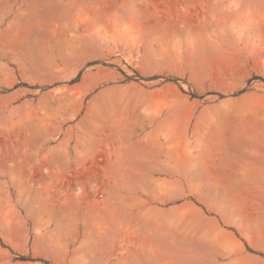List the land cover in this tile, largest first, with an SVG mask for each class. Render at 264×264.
Instances as JSON below:
<instances>
[{"label": "rangeland", "instance_id": "374dc122", "mask_svg": "<svg viewBox=\"0 0 264 264\" xmlns=\"http://www.w3.org/2000/svg\"><path fill=\"white\" fill-rule=\"evenodd\" d=\"M261 111L264 0H0V264H264L207 156Z\"/></svg>", "mask_w": 264, "mask_h": 264}, {"label": "crops", "instance_id": "0c3cea01", "mask_svg": "<svg viewBox=\"0 0 264 264\" xmlns=\"http://www.w3.org/2000/svg\"><path fill=\"white\" fill-rule=\"evenodd\" d=\"M264 112H259V114ZM169 129L174 131L178 124L171 122ZM208 134L211 142L228 141L229 148L209 149V164L212 168L211 187H241L257 190L259 212L264 215V117L260 116L253 122L238 123L236 132L223 131L222 123H214ZM154 135V134H153ZM152 141V142H149ZM158 139L155 137L145 141H133L128 145L129 153L124 157V166L128 171L144 170L168 171L169 164L158 162L152 154L138 155L133 152L139 146L156 148Z\"/></svg>", "mask_w": 264, "mask_h": 264}]
</instances>
